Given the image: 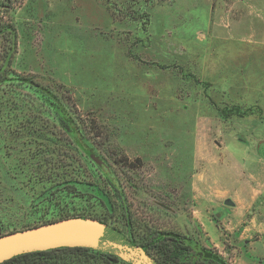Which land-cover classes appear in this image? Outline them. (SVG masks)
<instances>
[{
    "label": "rangeland",
    "instance_id": "374dc122",
    "mask_svg": "<svg viewBox=\"0 0 264 264\" xmlns=\"http://www.w3.org/2000/svg\"><path fill=\"white\" fill-rule=\"evenodd\" d=\"M7 25L0 225L45 215L37 198L69 177L91 184L68 210L139 243L174 232L264 264V0H0V68Z\"/></svg>",
    "mask_w": 264,
    "mask_h": 264
},
{
    "label": "trees",
    "instance_id": "16d2710c",
    "mask_svg": "<svg viewBox=\"0 0 264 264\" xmlns=\"http://www.w3.org/2000/svg\"><path fill=\"white\" fill-rule=\"evenodd\" d=\"M1 31L11 34V45L6 54L5 64L0 68V74L6 71V68L11 64V58L16 52V31L14 26L7 25ZM3 79H0L2 82ZM26 83L34 86L38 90L43 99L51 107H56L64 129L70 133H74L73 119L70 118L67 110L60 105L58 99L53 96L47 89L39 86L32 80H27ZM40 155L36 154L34 159H38ZM40 158L44 159L43 156ZM39 158V159H40ZM43 163H48L47 160ZM56 181V182H55ZM48 190L44 191L37 198L35 208H39L38 212H42L43 216L34 220L29 224H25L21 229L12 228L0 225V237L6 234L35 228L41 225L50 224L62 221L68 218H93L99 220L102 224H108L106 220H101L95 216L84 215L77 212H71L66 208L64 202L69 196V193L75 194L74 197L84 195L86 187L91 183L80 182L69 177L62 180H55ZM64 192V194H62ZM50 215L51 217H48ZM116 229V227H113ZM6 230V231H5ZM118 230V229H117ZM133 245L142 247L147 253L153 256L161 264H229L223 257L215 254L212 250L199 246L191 240L186 239L183 235L174 232L156 231L149 234L145 242L139 243L137 239L127 237ZM0 264H129L120 257L103 253L90 248L83 247H61L52 250L26 253L13 257Z\"/></svg>",
    "mask_w": 264,
    "mask_h": 264
},
{
    "label": "water",
    "instance_id": "95a60500",
    "mask_svg": "<svg viewBox=\"0 0 264 264\" xmlns=\"http://www.w3.org/2000/svg\"><path fill=\"white\" fill-rule=\"evenodd\" d=\"M102 165L103 160L92 156ZM226 205L235 203L228 199ZM83 247L120 257L129 264H161L121 231L93 218H68L62 221L21 230L0 237V263L15 256L57 249Z\"/></svg>",
    "mask_w": 264,
    "mask_h": 264
},
{
    "label": "flooded vegetation",
    "instance_id": "af4514ba",
    "mask_svg": "<svg viewBox=\"0 0 264 264\" xmlns=\"http://www.w3.org/2000/svg\"><path fill=\"white\" fill-rule=\"evenodd\" d=\"M99 159H100V158H99ZM103 162H104V163H103L102 165H99V164H98V165L101 166V167H102V166H106V162H105V161H103ZM122 198H123V196H122ZM127 217H129L128 214H127ZM129 223H130V222H129V220H128V221H127V225H128V226H130ZM126 237H129V238H131V239H134V238H135L134 235H133V233H132L131 228H129V227H128V233H127Z\"/></svg>",
    "mask_w": 264,
    "mask_h": 264
}]
</instances>
